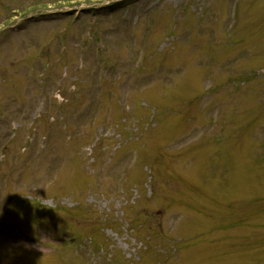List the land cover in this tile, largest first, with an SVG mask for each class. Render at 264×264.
I'll list each match as a JSON object with an SVG mask.
<instances>
[{
  "label": "rangeland",
  "instance_id": "1",
  "mask_svg": "<svg viewBox=\"0 0 264 264\" xmlns=\"http://www.w3.org/2000/svg\"><path fill=\"white\" fill-rule=\"evenodd\" d=\"M109 1L0 0V264H264V0Z\"/></svg>",
  "mask_w": 264,
  "mask_h": 264
}]
</instances>
